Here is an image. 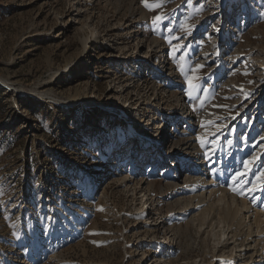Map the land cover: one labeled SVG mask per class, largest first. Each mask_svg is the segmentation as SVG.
Instances as JSON below:
<instances>
[{"label":"rangeland","instance_id":"374dc122","mask_svg":"<svg viewBox=\"0 0 264 264\" xmlns=\"http://www.w3.org/2000/svg\"><path fill=\"white\" fill-rule=\"evenodd\" d=\"M146 3L0 0V264H165L166 256L181 254L171 228L185 219L165 206L169 190L160 193L173 173L169 161L150 174L143 172L146 164L135 172L155 183L156 191L146 195L149 204L138 192L143 180L123 189L118 181L123 168L110 165L117 141L112 132L117 124L124 130V123L98 102L116 105V92L141 121L149 99L172 103L174 92L186 95L197 117L215 111L206 125L215 127V138L222 135L207 157L215 163L211 168L223 160L226 171L242 170L264 139V0ZM85 25L99 41L84 42ZM151 39L163 47L172 78L177 76L182 86L172 81L173 88L162 90L164 79L156 65L150 66L162 54L154 53ZM138 51L146 68L132 72L138 76L129 80L127 67L140 57ZM74 95L80 100L70 103ZM86 100L96 103L84 107ZM193 121L183 135L200 140V121ZM226 123L225 129L221 125ZM244 135L250 147L238 160ZM232 137L240 141L232 144ZM119 138H126L125 131ZM201 145L205 151L210 142ZM145 150L142 156L157 152ZM227 155L236 160H225ZM181 161L176 162L179 176L190 164L184 157ZM258 164L256 173L264 167V155ZM240 181L247 196L258 190L247 186V176ZM260 200L264 204V197ZM197 251L192 250L191 259L181 254L176 264H231L216 259L212 248L211 259L202 263Z\"/></svg>","mask_w":264,"mask_h":264},{"label":"bare ground","instance_id":"6f19581e","mask_svg":"<svg viewBox=\"0 0 264 264\" xmlns=\"http://www.w3.org/2000/svg\"><path fill=\"white\" fill-rule=\"evenodd\" d=\"M82 31L85 43L91 38L95 42L99 41L97 32L92 31L89 26L85 25V29H82ZM150 46H152L156 55L157 53L162 54L160 57L154 56L150 64V66L156 65V69L161 73V79H164L162 90L168 92L171 89L170 86L172 88L173 86H182L181 82H177V76L172 78L171 67H169L171 63L165 60L164 51H162L163 47L161 48L159 42L155 39H151ZM138 55L140 56L138 59H134L133 62L128 64L127 68L132 74L129 80L138 76L135 75L138 72L137 70L145 67V64H142L143 62L139 63L140 59L143 60L141 57L143 53L138 51ZM163 56L164 60H161ZM203 57L205 58L206 56L203 55ZM117 65L119 66L120 62ZM164 69L167 73L164 72ZM132 72L135 73L133 74ZM143 74L140 75L141 77L139 76V79H142ZM172 81L176 82L173 86L170 85ZM160 88L155 84L151 85V89L155 92L159 91ZM132 89L136 90L135 88ZM140 91L139 89L136 90L137 93L141 94L143 90ZM116 95L118 101L116 105L110 106L108 103L98 102V106L107 109L109 113H114L124 123V130L121 127L122 124H117L115 131L112 132L117 141L114 143L116 146L114 148V158L110 163V165L116 164L118 167L123 168L118 180L121 182V184L119 183L121 187L129 191L130 188L128 186L139 182L137 180H143L144 187L141 188L139 185L138 192H143L141 200L144 204H147L150 198H147L146 195H151V191L155 192L156 188L154 181L149 176L146 177L145 174L152 173L154 167L158 166L162 161H166V163L169 161L168 166L172 168L173 173L170 180H166L165 184L160 188V193L169 190V197L167 196L168 198L165 200V206L169 210L175 208L178 213H182L183 219L186 220H184L185 224L171 228L173 231L172 236H177L179 239V242H177L179 243L180 253H185L186 259H191L190 253L196 247L198 248L197 256L203 263L211 259L209 249L212 248V251L215 252V258L218 260L225 258L231 264H264V204L261 205L260 200L261 197H264L261 196L264 193V167H262L263 169L261 168L259 173H256L259 166V156L261 154L264 155V139L259 141L260 146H258L252 156L244 161L242 170L237 168L236 170L226 171L221 165L223 160L218 163L219 166L211 168L212 164L215 163L208 162L207 157L210 153L215 152V146L220 144L219 141L222 135L220 134V137L215 138V127L206 125V123L211 121V117H215V111H208L207 109L197 117V114L192 111L191 108L193 107L185 97L186 95L174 92L171 94L173 97L172 103L162 102V97L153 98L152 96V100L148 98L149 100L145 103L146 120L141 121L137 116V111L132 115L125 109L123 105V101L126 100L125 96L120 92H116ZM77 100H80V98L75 96L69 101L72 103ZM81 103L86 107L90 103H96V101L86 100L81 101ZM143 116L144 114H142ZM193 119L200 121V133L202 135L200 140L195 137H184L183 135L185 134V127L194 124L195 121ZM229 124L226 123L221 126L226 129ZM235 128L234 125L232 130ZM123 131L126 133L124 140L119 138ZM165 138H170V141L163 145ZM204 140L210 142V147L205 151L201 145ZM235 140L239 139L232 137L229 141L234 144ZM240 140L238 160H240L241 155L243 157L245 151L250 147L247 135L241 137ZM128 144L129 146H127ZM164 146L167 148L162 151ZM146 147H152L157 152L147 153L142 156V153L146 151ZM183 157L190 164L186 166L188 169L184 170L185 172L179 176V166L176 162H182L181 159ZM225 160L235 161L236 159L227 155ZM124 161H127L126 165H124ZM141 164L142 166L146 164L145 171H143L145 174H141L137 178L135 177V172L141 171ZM204 164H207V166ZM167 167L163 168V172L168 170ZM137 168L140 169L137 170ZM207 169L208 173H204ZM243 176H247L249 179L247 186L251 191L258 189L249 196L246 195L247 192L242 191L243 182L240 180ZM235 182L239 183L233 186L232 184ZM134 190L131 189V191ZM178 190L181 192L177 193L178 195H173ZM236 190L242 191L241 194H238ZM256 193L260 194L255 195ZM160 201L158 200L159 206L161 205ZM191 228L195 229L194 233L192 232L194 229L191 230ZM212 239L215 241L213 244L210 243ZM34 242L35 240L28 244L31 245ZM180 255L175 258H170V255L166 257L163 255L165 264H176ZM158 264H161V262Z\"/></svg>","mask_w":264,"mask_h":264},{"label":"snow or ice","instance_id":"6c2138e0","mask_svg":"<svg viewBox=\"0 0 264 264\" xmlns=\"http://www.w3.org/2000/svg\"><path fill=\"white\" fill-rule=\"evenodd\" d=\"M145 6H146V7L148 6L147 3H146V0H145ZM155 19H156V20H159V19H161V17H156ZM189 83H190V86H191V81H190ZM233 190H235V189H233Z\"/></svg>","mask_w":264,"mask_h":264},{"label":"built area","instance_id":"2783aa9c","mask_svg":"<svg viewBox=\"0 0 264 264\" xmlns=\"http://www.w3.org/2000/svg\"><path fill=\"white\" fill-rule=\"evenodd\" d=\"M169 141H170V138H169V139H168V138H165V139H164V142H165V143H166V142L168 143Z\"/></svg>","mask_w":264,"mask_h":264}]
</instances>
